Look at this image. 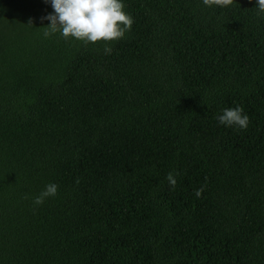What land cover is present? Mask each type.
Returning a JSON list of instances; mask_svg holds the SVG:
<instances>
[{
    "label": "trees",
    "instance_id": "obj_1",
    "mask_svg": "<svg viewBox=\"0 0 264 264\" xmlns=\"http://www.w3.org/2000/svg\"><path fill=\"white\" fill-rule=\"evenodd\" d=\"M122 3L124 38L85 45L0 0V264H264V13Z\"/></svg>",
    "mask_w": 264,
    "mask_h": 264
},
{
    "label": "clouds",
    "instance_id": "obj_2",
    "mask_svg": "<svg viewBox=\"0 0 264 264\" xmlns=\"http://www.w3.org/2000/svg\"><path fill=\"white\" fill-rule=\"evenodd\" d=\"M49 2L53 14L42 18L50 22L47 27H43L46 38L59 33L65 40L75 39L85 45L110 44L124 38L133 24L132 17L124 10L125 5L122 0H45V3ZM249 2L251 3V0ZM233 3L234 0H203L206 7L226 8ZM256 6L260 13H264V0H256ZM104 51L110 54L111 48L106 47ZM216 119L220 125L236 126L240 130H246L250 123L242 107L224 109ZM166 180L174 189L175 174L169 172ZM203 190V188L198 189L195 195L199 198ZM57 191L56 184L46 185L45 189L33 199V204L42 205L46 198L54 197Z\"/></svg>",
    "mask_w": 264,
    "mask_h": 264
}]
</instances>
